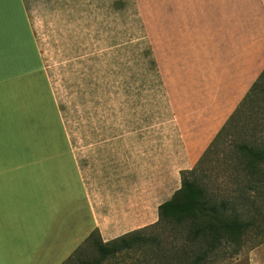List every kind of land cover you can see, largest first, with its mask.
<instances>
[{
    "label": "rangeland",
    "instance_id": "1",
    "mask_svg": "<svg viewBox=\"0 0 264 264\" xmlns=\"http://www.w3.org/2000/svg\"><path fill=\"white\" fill-rule=\"evenodd\" d=\"M24 3L60 125L104 229L155 224L159 206L181 188V171L198 163L188 161L186 145L212 125L226 51L264 29V0ZM243 110L204 157L216 136L209 143L197 171L209 189L232 198L246 182L236 170L240 147L264 141V102L254 99ZM48 173L54 175L53 164ZM259 203V210L243 204L251 209L243 247L217 264H256V252L264 260V199ZM95 257L89 250L79 254L82 264H96ZM139 258L128 252L101 264Z\"/></svg>",
    "mask_w": 264,
    "mask_h": 264
},
{
    "label": "crops",
    "instance_id": "2",
    "mask_svg": "<svg viewBox=\"0 0 264 264\" xmlns=\"http://www.w3.org/2000/svg\"><path fill=\"white\" fill-rule=\"evenodd\" d=\"M243 39L226 51L212 125L186 145L192 164L264 70V29ZM104 227L60 125L24 0H0V264H63L95 230L106 243L136 231ZM252 260L264 264L259 252Z\"/></svg>",
    "mask_w": 264,
    "mask_h": 264
},
{
    "label": "trees",
    "instance_id": "3",
    "mask_svg": "<svg viewBox=\"0 0 264 264\" xmlns=\"http://www.w3.org/2000/svg\"><path fill=\"white\" fill-rule=\"evenodd\" d=\"M258 99L264 102V70L242 102L216 135L204 153L207 156L244 106ZM237 154L236 170L245 177L232 198L228 192L216 193L198 177V166L181 171V188L158 208V221L110 242H104L98 230L63 264H82L79 254L95 252L96 264L115 259L120 254L139 252L136 264H217L221 259L238 254L251 223L246 213L261 209L264 199V141L242 145ZM260 187V188H259ZM261 189V190H259ZM257 191L254 197L250 194ZM237 204V205H236ZM243 204L250 206L245 207ZM235 247L229 254V249Z\"/></svg>",
    "mask_w": 264,
    "mask_h": 264
}]
</instances>
